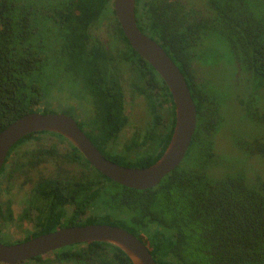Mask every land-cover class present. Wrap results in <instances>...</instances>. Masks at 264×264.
<instances>
[{"label": "trees", "instance_id": "1", "mask_svg": "<svg viewBox=\"0 0 264 264\" xmlns=\"http://www.w3.org/2000/svg\"><path fill=\"white\" fill-rule=\"evenodd\" d=\"M206 5L209 11L204 14L183 0L135 3L139 30L176 64L195 104L197 126L182 163L157 186L136 190L97 172L69 143L63 158L67 164H77L84 174L79 187H71L67 197L56 199L54 195L62 190L54 188L63 181L50 177L34 184L42 198L49 196L50 211L71 208L66 226L123 228L146 245L156 264H264V180L247 181L242 172L223 173L215 179L208 174L222 165L216 160L210 132L218 131L226 101L222 102L217 91L209 92L207 86L211 85L197 80L194 73L195 63L204 58L196 52L204 41L215 36L227 45L235 75L245 74L253 90L256 86L264 88V0H208ZM117 62L133 66L137 79L132 82L138 86L141 83L139 94L150 108L162 100L153 95V88H146L143 82L147 78L149 84L162 87V99L174 109L166 84L125 38L114 14L113 0H0V133L30 113H62L75 119L71 112L77 109L67 104L62 90L67 87L69 93L73 87L70 94L77 97V86L81 84L95 112L90 117L93 128L86 135L100 153L129 168L154 164L168 145L173 126L161 136L142 125L121 152L115 147L129 125L124 90L114 68ZM52 90L59 97L50 101ZM55 103L59 107L55 108ZM246 106H252L251 102ZM151 111L152 126L156 128L160 117L157 110ZM256 122L261 124V136L236 143L248 156L264 161V116ZM205 123L210 124L209 134L200 127ZM38 137L62 136L39 132L20 140L9 151L0 179L27 175L42 161L43 153L56 158L53 150H27L21 157L13 156L23 143ZM68 183L71 186L72 182ZM77 191L83 193L84 200L81 208L73 211L77 202L73 204L70 196ZM81 213L84 218L76 223ZM0 217L9 221L2 213ZM1 242L13 244L0 235ZM57 257L78 264H132L120 249L105 243L67 246ZM18 264L50 262L37 257Z\"/></svg>", "mask_w": 264, "mask_h": 264}, {"label": "water", "instance_id": "2", "mask_svg": "<svg viewBox=\"0 0 264 264\" xmlns=\"http://www.w3.org/2000/svg\"><path fill=\"white\" fill-rule=\"evenodd\" d=\"M135 3L136 0H113V10L131 48L161 77L172 97L175 125L161 157L142 169L118 165L100 153L71 117L62 113H30L16 119L0 133V172L11 148L26 136L39 132L55 133L68 139L97 172L116 184L136 190L157 186L182 163L196 127L195 104L176 64L162 47L139 30ZM82 243L110 244L120 249L132 264H156L139 238L123 228L110 225L68 227L21 243H0V264H18Z\"/></svg>", "mask_w": 264, "mask_h": 264}, {"label": "flooded vegetation", "instance_id": "3", "mask_svg": "<svg viewBox=\"0 0 264 264\" xmlns=\"http://www.w3.org/2000/svg\"><path fill=\"white\" fill-rule=\"evenodd\" d=\"M203 10L204 11L202 10L200 11L204 12V14L208 13L209 8H207V5L203 7ZM114 68L115 70H117V77L120 81V86L122 90H124V111L129 118L128 121L129 125H127L124 128V130H122L121 134L119 135V138L117 139L118 141L115 144V147H117V151L121 152V150H123L124 148L123 145L127 143L126 142L127 140L130 139V137L126 139L127 138L126 134L128 133L127 130H130V128H132V122H131L132 112H134V110L137 109L138 110L136 112H141L144 115L145 119L142 121V125L144 126V128L145 127L147 129L152 128L156 131L157 134L163 136V134H165L166 132L169 133L171 127L173 126L172 127V133H173V129L175 125V108L172 109V105L170 103L166 104L165 101L162 99L161 97L162 87H160L158 83L157 85L155 83L149 84L147 82L148 78L143 82L146 85V88L150 86L151 88L154 89L153 95H155L160 101L162 100L160 105L157 104L156 106L157 108L155 107L156 109L150 108V106H148V103L143 98V96L139 94L142 87L141 83L138 86L133 84L132 82L133 80L137 79V77L134 76L133 66L129 65L126 62H122V63L117 62ZM194 71H195L194 72L195 78L199 81H202L200 80L201 79L200 73L197 71V69L194 68ZM236 76L237 77L239 76V72H237ZM77 88L80 91V93H77L78 94L77 97L70 94L74 90L73 87L72 89H68L69 93H67L68 95L67 98L69 101L73 100L74 103L67 102V104L74 105L75 108L77 109L75 113L71 112L74 115H76L75 116L76 118L74 119L71 116L69 117H71L76 121L78 127H79L78 123H80L83 129L80 130L86 135V132L91 131V129L93 128V126L91 125L92 120L90 119V117L91 114L94 116L95 112L92 111V105L88 102L86 98L87 91L85 90V88L81 84H79ZM80 95L81 98L79 97ZM151 110L154 111L157 110L156 113L160 117L159 126H157L156 128L152 126L154 118L153 115L150 113L152 112ZM138 126L141 127V125ZM196 126H197V115H196ZM200 127L202 128L203 133L209 134L208 132V128H210L209 123H205L204 126L200 125ZM217 132L218 131H216L215 133ZM210 133L212 137L211 140H213L215 133H213L212 130ZM29 140L31 141L25 142L20 147H18V149H16V152H14L13 156L21 157L23 153H25V151L27 150L30 151L53 150L56 151V155H55L56 158L55 157L48 158L46 156H48L49 154L43 153L44 158L42 159V161L35 164L34 166L36 167L31 168L27 175L16 176L14 174V177L10 180L7 176L5 177L3 176L0 179L1 181L0 182V214L2 213L7 218H9L8 219L9 221H5L0 217V235L5 240L13 241V244L21 243L47 233H52L58 229L79 226V225L66 226L67 225L66 221L67 219H69L68 217H70V215L72 216L71 210H68L71 208L69 207L65 209L59 208L53 212L50 211L48 208V201L46 199L49 196L43 195L44 198H42L41 195L39 194L40 190H37L34 184L35 182L38 183L41 180H46L47 178L50 177L63 181L64 184H59L58 182L57 188H54L55 191H57V189L62 190V193L58 192L54 195L56 199H63L64 196L67 197L69 194V189L71 187H76V188L79 187L78 185L81 184L80 181L81 182L83 181L84 174L82 173L80 167L77 164L75 163L67 164L65 162V159L63 158V154H65L71 146L69 144L70 142L68 141V139L64 137H38ZM122 140L125 141L122 142ZM115 147L110 149H114ZM5 165H7L6 162L4 163L2 169L5 168ZM69 181L72 182L71 186L68 183ZM83 196H84L83 193H80L79 191L73 193L70 196V199L74 200L73 204L77 202L75 206H72L73 211L74 209H79V207L81 208L84 200ZM77 217L78 218L76 220L77 221L76 223H78V220L80 218L82 219L84 218V214L83 213L78 214ZM75 245H80V244H75ZM65 248L67 247L57 249L40 257H42L45 260H49L50 264H69L71 262L67 260H62L57 257L60 251ZM32 260H35V258ZM73 264H78V263H73Z\"/></svg>", "mask_w": 264, "mask_h": 264}, {"label": "rangeland", "instance_id": "4", "mask_svg": "<svg viewBox=\"0 0 264 264\" xmlns=\"http://www.w3.org/2000/svg\"><path fill=\"white\" fill-rule=\"evenodd\" d=\"M183 2L204 11L203 7L206 6L207 0H183ZM250 6L256 7L252 4ZM261 13L264 15L263 10ZM196 53L204 54V58L194 65L200 73V80L211 85L207 86L209 92L217 91L222 95V102L226 101L222 115L223 122L213 137L216 160L222 165L215 166L213 173L208 174L215 179L214 176L219 177L223 173L242 172L247 181L264 180V161L255 155L248 156L236 143V140H256L261 136V124L256 120L264 116V88L256 86V90H253V84L250 86L245 80V74L239 73L238 77L235 75L233 59L227 50V45L219 38L215 36L208 38L199 47V53ZM62 92V97L67 99V87H64ZM58 97L59 94L55 90L49 92L50 101ZM66 102L74 103L73 100ZM249 102L252 106H246ZM55 105V108L59 107V103ZM137 110L132 112V128L127 130L126 139L131 138L134 131L139 129L138 125L142 126V121L145 119L141 112H136Z\"/></svg>", "mask_w": 264, "mask_h": 264}]
</instances>
